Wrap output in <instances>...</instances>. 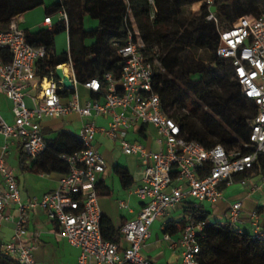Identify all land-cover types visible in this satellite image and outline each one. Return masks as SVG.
Returning a JSON list of instances; mask_svg holds the SVG:
<instances>
[{
  "label": "built area",
  "instance_id": "obj_1",
  "mask_svg": "<svg viewBox=\"0 0 264 264\" xmlns=\"http://www.w3.org/2000/svg\"><path fill=\"white\" fill-rule=\"evenodd\" d=\"M148 1L150 19L154 20L156 2ZM215 1L203 3L208 7L207 19L215 22L220 32L217 55L231 62L234 79L241 86L244 98L258 110L249 122L251 135L249 144H244L246 151L228 150L222 145L206 148L184 136L181 114H168L160 95L154 91L155 74L163 71L158 51L155 49L150 54L131 15L132 27L126 42L112 43L123 60L119 77L109 72L103 81L92 79L82 84L90 92L99 94L98 99L84 104L71 61V74L65 75L72 81L73 89H66L63 80L57 77L56 69L60 66L41 75V64L50 59V53L45 47H34L27 42L26 31L20 28V16L12 20L8 31L0 32V51L11 53L9 63L0 58V93L11 101L14 116V123L9 124L0 115V135L9 142L19 140L26 155L36 161L47 150L41 130L44 120H63L73 113L88 120L77 136L84 149L60 156L68 165V172L60 179L58 189L40 200L22 201L17 177L5 157L0 156L3 182L0 231L3 221L10 219L5 215L6 210L15 205L18 211L14 235L3 246L6 255L20 264H39L34 257L36 243H28L25 238L29 211L40 206L58 224L60 236L80 250L78 264H153L143 250L153 224L171 209L184 204L195 208L206 202L216 204L223 199L222 185L230 187L236 182L249 185L250 191L256 192L260 186L250 178L257 172L264 185V169L256 168L264 158V13L240 17L224 25L213 11ZM53 16L69 25L63 0H59L43 21L49 29L55 24ZM28 90L34 91L30 95L31 106L25 101ZM183 112L187 113V108ZM102 116L110 117L108 127L96 125L95 120ZM139 125L143 131L149 127L156 130L160 151H152L141 141L126 138L127 132ZM98 132L106 135L123 154L138 157L143 167L141 184L131 190L141 201V208L121 230L126 246L105 240L101 229L97 186L105 178L108 167L94 144ZM239 174L246 177L236 180ZM241 208V203H235L228 213L229 224L238 234L245 232L238 226ZM185 219L188 223L173 246L181 247L182 264H199L203 224H193L190 215ZM251 219L253 237L264 239L258 212H253ZM165 238L172 240L167 234Z\"/></svg>",
  "mask_w": 264,
  "mask_h": 264
},
{
  "label": "trees",
  "instance_id": "obj_2",
  "mask_svg": "<svg viewBox=\"0 0 264 264\" xmlns=\"http://www.w3.org/2000/svg\"><path fill=\"white\" fill-rule=\"evenodd\" d=\"M155 2L157 14L151 20L148 0H63L69 16L68 26L59 21L51 29L26 30L30 45L45 47L50 53V59L41 64V75L71 61L79 84L92 79L103 81L109 72L119 77L123 60L112 43L126 42L132 27L131 15L147 50L150 54L155 49L158 51L163 71L155 74L154 91L160 95L168 114H181L184 136L206 148L222 145L228 150L246 151L244 144H249L251 135L249 122L258 110L253 102L244 98L241 86L234 79L231 62L217 55L220 32L216 23L207 19V5L202 6L201 16L188 20L179 13L184 0ZM258 3V0H216V15L223 24L229 25L237 18L264 13L248 15L256 10ZM44 5V0H0V32L8 31L16 17ZM88 20L97 21V27L87 30ZM63 32L68 33L69 52L57 55L56 38ZM0 58L5 63L11 62L10 51L1 50ZM90 96L99 98L94 92H90ZM184 108L187 113L183 112ZM198 124L203 125L202 133L196 132ZM46 143L47 150L30 169L33 173L66 174L69 168L60 156L84 149L81 140L67 132L46 139ZM260 161L256 168L264 169V158ZM115 173L124 189L132 188L134 180L128 169L116 166ZM245 177V174L235 176L236 180ZM97 188L100 194L108 193L102 182ZM183 206L193 224H203L199 264H264V239L254 238L247 232L238 234L230 224L209 223V214L202 207ZM187 223L185 218L168 223L163 232L170 236L178 234ZM101 229L105 240L120 243L121 231L103 216ZM0 264L20 263L0 248Z\"/></svg>",
  "mask_w": 264,
  "mask_h": 264
},
{
  "label": "crops",
  "instance_id": "obj_3",
  "mask_svg": "<svg viewBox=\"0 0 264 264\" xmlns=\"http://www.w3.org/2000/svg\"><path fill=\"white\" fill-rule=\"evenodd\" d=\"M258 1L259 3L256 5V10L250 11L248 15H258L264 11V0ZM26 15L27 13L19 17L21 27L25 22ZM45 17L39 20V26L35 24L34 26H28L29 28H24L23 30H36L43 27L49 29L43 25ZM64 52H62V54ZM56 54L61 55L57 51ZM58 66L62 67L65 73L71 74L70 62ZM85 90L89 95L88 100L83 101L82 96L79 93L83 104L92 99L90 91L87 89ZM32 94H34L33 90L27 91L25 101L28 106H31L30 95ZM0 115L7 123H14L12 103L2 93H0ZM87 121V119H83L78 114L73 113L63 120H44L41 124V130L46 139H53L61 132H67L78 136L77 134L80 133L84 123ZM110 121V117L102 116L97 118L95 123L98 127H108ZM156 136L157 133L153 127H149L143 131L139 125L131 128L127 132L126 138L130 141H141V138H144L147 141L145 145L150 150L157 152L161 150V146L157 143ZM94 144L98 151L103 155L108 167L105 178L100 181L108 188V190H105L108 191L107 194H100L99 206L102 216L110 220L115 229L121 231L122 227L128 221L132 220L141 208V201L137 196L131 194V190L141 184L143 167L137 157L136 174L134 176L128 167L117 162L114 155L118 153L119 147H117V145H115V143H113L102 132H98ZM5 147L7 148L5 149ZM0 156L5 157L8 166L16 175L21 199L24 203L35 198L40 200L45 194L57 190L59 187V181L64 175L59 172H47L45 174L33 173L30 169L35 161H32L22 150L21 142L19 140L9 142L1 135ZM116 166L126 168L131 173L134 180L131 189H124L122 186L119 177L115 173ZM137 175L139 176L138 178H136ZM250 180L253 183L259 184L260 188L256 192H251L249 185H242L239 182H236L230 187L222 185V200L216 204L206 202L201 205V207L209 214V223L218 226H228V213L230 207L235 203H241L242 208L240 210V223L238 226L245 232L253 234L251 215L256 211L260 216L261 226L264 228V185L261 184V175L257 172L251 176ZM2 187L3 182L0 179V188ZM122 203H125V207L122 206ZM5 215L10 219L3 221L2 223L0 235L4 238L0 240L1 249H3V246L7 244L14 235L15 222L18 218L17 207L11 205L6 210ZM187 215L184 206H178L171 209L170 212L162 218L164 220L160 222L156 221L153 224L151 236L147 240L146 246L143 250V254L149 258L153 264H182V249L179 246H173L174 241L177 240L181 232L172 235V240L170 241L165 238L166 234L163 232L162 226L166 227L168 223L177 222L186 218ZM26 232V242L36 243L37 245L34 251V257L39 264H78L80 250L70 245L64 237L60 236L58 224L51 221L47 217L46 212L40 206L29 211ZM120 243L123 246H126V244L122 242V236Z\"/></svg>",
  "mask_w": 264,
  "mask_h": 264
},
{
  "label": "rangeland",
  "instance_id": "obj_4",
  "mask_svg": "<svg viewBox=\"0 0 264 264\" xmlns=\"http://www.w3.org/2000/svg\"><path fill=\"white\" fill-rule=\"evenodd\" d=\"M59 0H44L45 5L42 7H39L35 10H32L31 12H28L25 16V22L22 24L21 29L29 28L30 26H34L35 24L39 26V20L46 16L47 12L51 11V7L55 6ZM243 2H246L247 0H242ZM204 5L203 2H194V0H184V4L179 8V13L182 18L184 19H191L194 17H199L202 14V6ZM49 9V10H48ZM48 10V11H47ZM213 11L216 13V8L213 7ZM217 14V13H216ZM53 20L55 23L59 21L58 16H53ZM97 21L95 20H88L86 23L87 30L95 29L97 27ZM137 27V24H135ZM225 25V24H224ZM29 26V27H28ZM68 34L67 32H63L59 34L56 38V51L59 54H62V52L67 51L68 52ZM77 90L82 96L83 101H86L89 99V95L82 84L77 85ZM196 132L202 133L203 132V125L198 124ZM79 135V134H77ZM141 142L144 144L147 143L146 139L141 138ZM118 153L114 155V158L117 162L121 163L122 165L128 167L130 171L135 176L136 172V164L138 158L135 156H128L121 152V150L118 148ZM140 175V174H139ZM139 176L137 175L136 178ZM164 219H159L158 222L162 221ZM4 237L0 235V240Z\"/></svg>",
  "mask_w": 264,
  "mask_h": 264
},
{
  "label": "water",
  "instance_id": "obj_5",
  "mask_svg": "<svg viewBox=\"0 0 264 264\" xmlns=\"http://www.w3.org/2000/svg\"><path fill=\"white\" fill-rule=\"evenodd\" d=\"M56 74L59 79L63 80L64 86L66 89H73V83L69 79V77L65 75L62 67H59L56 69Z\"/></svg>",
  "mask_w": 264,
  "mask_h": 264
},
{
  "label": "bare ground",
  "instance_id": "obj_6",
  "mask_svg": "<svg viewBox=\"0 0 264 264\" xmlns=\"http://www.w3.org/2000/svg\"><path fill=\"white\" fill-rule=\"evenodd\" d=\"M63 72H64V69H63ZM65 73V72H64Z\"/></svg>",
  "mask_w": 264,
  "mask_h": 264
}]
</instances>
